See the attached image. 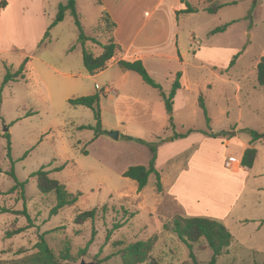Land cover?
I'll return each instance as SVG.
<instances>
[{"label":"rangeland","instance_id":"1","mask_svg":"<svg viewBox=\"0 0 264 264\" xmlns=\"http://www.w3.org/2000/svg\"><path fill=\"white\" fill-rule=\"evenodd\" d=\"M66 2L37 0L31 11L23 12L22 4L13 1L0 14V264H21L22 257L36 250L41 234L56 254L68 247L75 258L69 264H79L82 259L95 263L96 255L99 259L110 256L100 264H122L116 251L148 238H154L151 257L161 264H208L212 252L203 239L192 246L194 262L187 246L164 229L177 215L211 218L226 226L231 243L216 264L261 263L264 141L257 144L258 157L246 176L241 172L231 175L237 168H225L224 163L235 159L231 154L237 145L227 143L234 127L239 129L241 142L250 138L244 127L264 132V89L256 82V64L264 54V0H101V4L75 0L84 34L104 39L103 32L95 28L102 14L108 13L118 26L116 42L127 46L134 40V48L147 54L144 65L148 73L166 93L175 73L183 70L184 87L173 98V128L158 91L138 74L130 72L122 86L117 82L118 66L98 77L85 71L70 11L49 28L59 4ZM185 3L197 11L176 17L175 10ZM214 3L224 5L214 14L203 10ZM226 23L224 31L210 34ZM86 46L99 52L94 44ZM238 51L241 53L229 66ZM26 56L30 61L24 77L3 85L7 70L13 73ZM49 65L71 75L60 74ZM218 76L223 84L229 79V87L222 88ZM207 80L216 84L213 89H203ZM205 86L212 88L208 81ZM107 87L116 94L104 95ZM94 93L100 97L103 130L95 139L94 130L87 127L95 124L92 110L68 103L69 98ZM200 93L209 123L199 106ZM190 129L194 131L186 136L189 142L170 139L174 132ZM115 131L120 134L117 139L106 134ZM6 132L10 158L6 156L7 140L2 137ZM221 132H228L221 136L224 151L219 142L202 141L204 133ZM151 144L158 151L155 166L164 192L176 201L157 191L154 175L149 176L143 191L122 176L128 166L149 162ZM11 166L17 180L25 182L23 187L11 190L15 184L8 174ZM42 166L69 192L80 193L74 205L56 215H50L54 194L41 193L31 176ZM60 166L64 168L54 170ZM93 208L97 209L94 221L75 223L79 212ZM23 210L29 219L15 213ZM116 223L121 226L106 240L107 231ZM20 227L23 231L8 235ZM88 241L80 256L79 250Z\"/></svg>","mask_w":264,"mask_h":264},{"label":"trees","instance_id":"2","mask_svg":"<svg viewBox=\"0 0 264 264\" xmlns=\"http://www.w3.org/2000/svg\"><path fill=\"white\" fill-rule=\"evenodd\" d=\"M99 4H101L100 0H97ZM224 4L214 3L211 6H206L203 10L214 14L216 13ZM185 8L175 11L176 16L180 13H192L196 12L197 8H193L187 3H185ZM69 10L74 24L78 30V38L77 41L82 46V61L84 69L89 74H95L96 72L103 70L107 62L120 50V46L114 41L113 37V30L116 27V23L110 19L108 13L102 14L101 22L98 24V27L95 28L96 32H103L105 36L104 39H98L95 36H87L84 34L82 30V25L80 22V17L78 12L76 11L75 7V0H67L65 4H59L58 12L49 25V28L57 24L58 22L62 21L65 15V12ZM229 23L223 24L218 26L210 31V34H214L216 32H221L226 29ZM87 43H91L98 47L99 52H94L88 49L86 46ZM241 52L238 51L234 54L230 60L229 66H231L238 55ZM28 61V57H25L22 62L20 63L19 67L13 72H9L4 75L3 78V85L13 79L23 78L24 77V70L25 64ZM118 65L128 71H133L137 73L142 81L155 88L159 95L161 96L165 108V113L168 116V123L170 127H174V120H173V98L176 94L177 89L180 87L179 77L180 73L177 72L175 74V79L171 84L170 90L166 93L161 85L155 81L153 77L150 76L147 69L145 68L144 64L141 60H134V61H126V60H119ZM256 82L259 87L264 89V54L259 58L256 64ZM199 106L202 108L203 113L205 115L206 122H210V118L207 116V112L204 106V103L199 96ZM100 97L97 93L87 96H80L75 98H69L68 103L72 106L81 105L88 107L93 112V117L95 120V124L93 126H87L88 128L94 130L93 139L98 137L99 135L103 134V130L101 129L100 124V107H99ZM83 128V127H82ZM246 133L249 134L251 137L250 139V147H247L241 157L240 164L244 167L251 168L253 166L257 150L253 146L255 141H264V133L258 132L254 129L244 128L242 129ZM192 129L188 130L186 133H176L174 132L173 139H179L186 137L189 133H191ZM196 131V130H195ZM204 132V131H200ZM207 134V133H204ZM228 132H221L219 134H210V136L217 137L226 135ZM3 138H6V156L10 158V135L8 132L2 134ZM128 138V136H124ZM131 139V137H129ZM137 141L144 142L141 139L134 138ZM151 148V157L149 162L146 165H131L128 166L123 172L122 176L127 177L135 182L137 191H141L148 182L149 176L154 175L155 177V187L158 192L162 190L161 181H160V174L157 171L155 166V160L157 156L156 146L155 144L150 145ZM64 166L56 167L54 170L59 171L62 170ZM1 172V170H0ZM51 171L45 170L42 166L35 172L31 174L32 177L36 178V185L38 190L43 193H53L55 196V204L50 210V215H56L57 212L66 207L74 205L80 193L73 194L69 192L65 185L60 183L57 179L52 178L50 176ZM8 174L13 178L15 184L11 187V190L17 189V187H23L25 182H19L16 178L14 173L13 167L11 166ZM96 208L79 212L74 221L77 224H82L86 221H94L96 217ZM15 213H22L26 215L29 219L27 213L23 210L22 212H15ZM120 223H116L113 225V228L107 231L106 240L109 238L110 233L113 229L120 227ZM24 228H17L12 232H8V235L17 234L23 231ZM164 229L171 230L176 236L187 246L189 249V254L195 262V257L192 251V246L194 243L198 242L199 240L203 239L206 242L207 247L211 250L212 254L210 256V260L208 264H216L217 258L225 253L226 249L229 247L231 243L232 235L229 230L226 228L224 224L221 222L206 218V217H198V216H180L177 215L173 218L171 225L164 224ZM91 241V240H90ZM89 241L87 242L86 246L79 250L78 254L81 256L86 252V248L89 245ZM116 244L122 245L121 242H117ZM154 245V238H148L147 240H136L134 242H129L123 247L119 248L116 251V254L120 256L122 264H142L148 262V264H161L158 260L151 257V250ZM35 251L29 255L22 257L19 261L21 264H69V262L75 261V258L69 252L68 247L61 251L59 254H56L52 248L49 247L47 241L45 240L43 234L40 235L39 241L35 244ZM98 255L95 256L96 262L95 264H100L102 261L108 259L110 256H106L103 259L97 258ZM195 264H197L195 262ZM256 264H264V259L261 263Z\"/></svg>","mask_w":264,"mask_h":264},{"label":"crops","instance_id":"3","mask_svg":"<svg viewBox=\"0 0 264 264\" xmlns=\"http://www.w3.org/2000/svg\"><path fill=\"white\" fill-rule=\"evenodd\" d=\"M1 1V4H2V6H0V14H2V13H5L6 11H8L9 9H10V5H11V3L13 2V1H15V2H20L21 4H22V7H21V11H23V12H27V11H31V9H32V7H33V5L37 2V0H0ZM101 1V0H100ZM186 6H184V7H181L180 9H184ZM180 9H176L175 11H177V10H180ZM177 17V16H176ZM114 21V20H113ZM115 22V21H114ZM116 23V22H115ZM117 31H118V26H117V24H116V27H115V29H114V31H113V37H114V41L116 42L117 40H116V38H115V35L117 34ZM117 44L119 43V42H116ZM119 46H120V50L107 62V65H106V67L103 69V70H100V71H98V72H96L95 74H89V75H92V77H98V76H100V75H102L103 73H104V71L105 70H107L109 67H113V66H118L119 68H120V70H121V74H120V77H119V79L117 80V82L118 83H120V84H122V86L123 85H125L126 83H127V79L130 77L129 76V73L130 72H132V73H135V72H133V71H128V70H125V69H123V68H121L119 65H118V61L119 60H126V61H134V60H141L142 61V63L144 64L145 62H144V59L146 58V56H147V54H145L144 52H142V51H139V50H137L136 48H134V40H131V42L127 45V46H125V45H121V44H118ZM26 57H28V56H26ZM24 59V58H23ZM22 59V60H23ZM175 59H178V60H180L181 59V56H176V58ZM182 60V59H181ZM30 61V58L28 57V61H27V63ZM27 63L25 64V70H26V67H27ZM145 66V65H144ZM49 67L50 68H52L54 71H56V72H58V73H60V74H64V75H71L70 73H63V72H61V71H58L54 66H50L49 65ZM146 68V67H145ZM24 70V71H25ZM86 71V70H85ZM177 72H179L180 73V77H179V83H180V87H179V89L180 88H182V87H184V83H185V77H184V72H183V70H178ZM176 72V73H177ZM175 73V74H176ZM137 74V73H136ZM175 76V75H174ZM219 77V83L221 84V86H222V88H223V86H228L229 87V85L231 84V81L229 80V79H224V84L223 83H221V76H218ZM141 78V77H140ZM175 79V78H174ZM142 80V79H141ZM209 82V83H211V85H212V88H209V87H207V86H205V83L206 82ZM207 81H205L204 82V84H203V89H205V90H211V89H213V87H215V83H213V82H211V81H209V80H207ZM173 82V81H172ZM147 85V84H146ZM155 89V88H154ZM179 89H177V90H179ZM106 93H112V94H116L115 93V91L111 88V87H107V88H105L104 90H103V94L105 95ZM176 93H177V91H176ZM224 94L226 95V90H225V92H224ZM202 94L200 93L199 94V96H201ZM247 95H249V93H247ZM175 96H176V94H175ZM237 96V95H236ZM168 117V116H167ZM244 128H248V127H244ZM244 128H242V129H244ZM250 129H252V128H250ZM198 131H200V130H198ZM211 133H213V132H211ZM238 133H239V129L238 128H236V127H234L233 128V131H231V133L229 134V135H231L230 136V138L228 139V141H227V143H233V144H235V145H237V149H235V150H233V153L231 154L232 156H234V158L235 159H233V161L232 162H229V161H225V163H224V166H225V168H231V167H233V166H235L237 169H235L234 171H232V173H230L231 175H233L234 176V174H236V173H238V172H241V173H243L244 174V176H246V173H249L248 171L253 167H251V168H247V167H244V166H242L241 164H240V160H241V157H242V154H243V152H244V150L247 148V147H250L251 145H250V139H251V137L248 139V140H246V141H240L239 139H238ZM261 133H264V132H261ZM120 134L118 133V136H119ZM203 136H202V141H204V140H206V138L207 139H209V140H211V141H215V142H219L220 144H221V147H222V151H224V149H225V146H226V143H224V139L225 138H223V137H221V136H219V137H210V136H207L206 134H202ZM125 136V135H124ZM99 137V136H98ZM98 137H96V138H98ZM158 138V140H162V139H160V137H157ZM171 138V140H173V135L170 137ZM188 138H186V137H184V138H179V139H177V142H182V141H187V142H189V139L187 140ZM226 142V141H225ZM160 143V142H159ZM261 144L262 143V141H255L254 142V144H253V146L256 148V150H257V153H256V157H255V160H256V158L258 157V147H257V144ZM158 152V151H157ZM255 160H254V163H255ZM227 162H229V164L228 165H226V163ZM254 163H253V165H254ZM126 169V168H125ZM124 169V170H125ZM123 170V171H124ZM122 171V172H123ZM228 171H230V170H228ZM160 181H161V177H160ZM161 187H162V190H161V192H163L164 193V195H167V196H170V197H172V199L174 200V201H176L175 199H174V196H172V195H169V194H166L165 192H164V188H163V185H162V183H161ZM144 189V188H143ZM143 189L141 190V191H143Z\"/></svg>","mask_w":264,"mask_h":264},{"label":"water","instance_id":"4","mask_svg":"<svg viewBox=\"0 0 264 264\" xmlns=\"http://www.w3.org/2000/svg\"><path fill=\"white\" fill-rule=\"evenodd\" d=\"M106 134L111 137L112 139H117L118 138V132L115 131V132H106ZM171 139V138H170ZM79 264H95L93 261H85L84 259H82Z\"/></svg>","mask_w":264,"mask_h":264},{"label":"built area","instance_id":"5","mask_svg":"<svg viewBox=\"0 0 264 264\" xmlns=\"http://www.w3.org/2000/svg\"><path fill=\"white\" fill-rule=\"evenodd\" d=\"M228 164H229V162L226 163V165H228Z\"/></svg>","mask_w":264,"mask_h":264}]
</instances>
